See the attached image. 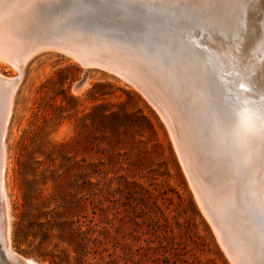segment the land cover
I'll use <instances>...</instances> for the list:
<instances>
[{"label":"rangeland","instance_id":"obj_1","mask_svg":"<svg viewBox=\"0 0 264 264\" xmlns=\"http://www.w3.org/2000/svg\"><path fill=\"white\" fill-rule=\"evenodd\" d=\"M45 2L38 9L54 30L50 38L36 34L39 40L69 30L177 66L194 86L205 81L209 126L214 116L226 119L237 97L264 96V32L248 44L247 65L257 76H244V50L213 43L222 32L234 44L251 28L262 31L264 0L236 2L226 31L205 25L195 10L157 7L169 1ZM0 74L18 83L2 140L14 253L36 264H233L196 202L166 124L130 79L57 50L36 53L20 72L0 61ZM0 264H9L1 249Z\"/></svg>","mask_w":264,"mask_h":264},{"label":"bare ground","instance_id":"obj_2","mask_svg":"<svg viewBox=\"0 0 264 264\" xmlns=\"http://www.w3.org/2000/svg\"><path fill=\"white\" fill-rule=\"evenodd\" d=\"M45 1L0 0V61L9 63L20 72L36 53L57 50L72 56L83 66H103L123 78L127 77V80L130 79L157 109L166 124L196 202L227 257L233 264H264V230L259 214L264 210V204L253 199L247 188L253 171L259 186L264 187V155L253 160L251 170H242L236 174L229 161L217 154L207 133L209 131L210 134L209 120L207 121L210 109L202 86L205 81H200L201 86L196 87L193 80L195 78L186 73L184 78L187 84L182 86L184 78L181 77L182 70L179 71L177 66L162 64L138 48L85 37L77 38L69 30L53 41L39 40L36 34L50 38L54 30L44 12L38 9ZM143 1H169L171 4L183 5L184 10H195L200 14L205 25H217L215 27L220 26V30L223 28L226 31V23L231 16L229 12L235 9L240 0ZM222 4L225 5L224 11L218 19L217 13ZM211 31L217 32L215 29ZM263 32L264 28L262 31L251 28L239 43L234 44L226 40L223 34L225 32H222L219 36H213V43L219 49L226 47V50L230 47L233 50H244V54L239 51L244 64V76H257L247 65L250 58L248 44L251 40L261 39ZM210 36L212 38V34ZM213 54L214 52L212 56ZM16 83L14 77L0 74V249L9 264H36L32 260L21 258L9 247V205L2 183L5 148L2 140Z\"/></svg>","mask_w":264,"mask_h":264},{"label":"clouds","instance_id":"obj_3","mask_svg":"<svg viewBox=\"0 0 264 264\" xmlns=\"http://www.w3.org/2000/svg\"><path fill=\"white\" fill-rule=\"evenodd\" d=\"M213 62L209 56V63ZM210 138L217 154L229 161L236 174L251 170L253 160L264 155V96L237 97L227 119L213 117ZM247 188L253 199L264 204V187L259 186L254 171Z\"/></svg>","mask_w":264,"mask_h":264},{"label":"snow or ice","instance_id":"obj_4","mask_svg":"<svg viewBox=\"0 0 264 264\" xmlns=\"http://www.w3.org/2000/svg\"><path fill=\"white\" fill-rule=\"evenodd\" d=\"M142 7H146L145 4L140 3ZM157 7H164L166 9H168V12L171 13L172 11H175L177 13V15L180 14L181 12V8H183V5L180 6V8H173L171 4H165V5H157ZM241 87H243V85H241ZM228 118V115L226 116V119Z\"/></svg>","mask_w":264,"mask_h":264}]
</instances>
